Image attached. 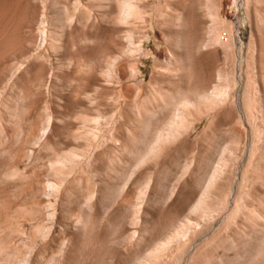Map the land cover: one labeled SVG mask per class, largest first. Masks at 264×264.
<instances>
[{"label":"rangeland","instance_id":"1","mask_svg":"<svg viewBox=\"0 0 264 264\" xmlns=\"http://www.w3.org/2000/svg\"><path fill=\"white\" fill-rule=\"evenodd\" d=\"M122 1L0 0V264H264V0Z\"/></svg>","mask_w":264,"mask_h":264},{"label":"bare ground","instance_id":"2","mask_svg":"<svg viewBox=\"0 0 264 264\" xmlns=\"http://www.w3.org/2000/svg\"><path fill=\"white\" fill-rule=\"evenodd\" d=\"M134 1V0H133ZM120 4V3H119ZM121 8L119 9L120 11V18L122 20H126L128 19L129 17H134L137 15H139V10L138 8L135 6V4L132 2V0H123L122 3H121ZM138 18V17H137ZM215 19L219 21V18H218V15H215ZM220 22V21H219ZM225 39V38H224ZM229 90V89H228ZM217 92V91H216ZM226 93V92H225ZM223 95V92L220 93H216V94H213L209 97V101L211 104H216V102H218V98L221 97ZM225 97V95H224ZM205 101V100H204ZM186 104V103H185Z\"/></svg>","mask_w":264,"mask_h":264},{"label":"built area","instance_id":"3","mask_svg":"<svg viewBox=\"0 0 264 264\" xmlns=\"http://www.w3.org/2000/svg\"><path fill=\"white\" fill-rule=\"evenodd\" d=\"M225 40V39H224Z\"/></svg>","mask_w":264,"mask_h":264}]
</instances>
